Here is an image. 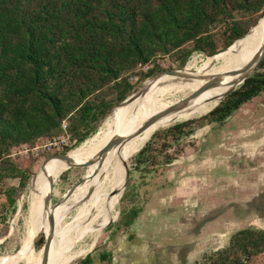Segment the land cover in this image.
<instances>
[{"label":"trees","instance_id":"1","mask_svg":"<svg viewBox=\"0 0 264 264\" xmlns=\"http://www.w3.org/2000/svg\"><path fill=\"white\" fill-rule=\"evenodd\" d=\"M262 18L264 0H0L4 206L15 210L18 188L2 185L19 178L24 187L32 174L12 156L14 149L61 135L64 120L70 137L80 145L148 77L164 70L158 56H168L183 68L194 52L213 56L243 38ZM140 63L153 66L136 73L133 82L129 74ZM263 69L264 61L207 115L155 132L137 162H145L142 158L149 153L154 157L156 148L166 146L163 140L176 141L208 123H223L264 91ZM70 150L66 147L62 154ZM172 158L165 155L167 161ZM138 213L137 208L129 215L122 211L120 224L129 228ZM6 219L0 210V225ZM44 243L41 236L37 248ZM262 253L264 229L243 228L228 246L193 264H247ZM77 264H93V256Z\"/></svg>","mask_w":264,"mask_h":264},{"label":"rangeland","instance_id":"2","mask_svg":"<svg viewBox=\"0 0 264 264\" xmlns=\"http://www.w3.org/2000/svg\"><path fill=\"white\" fill-rule=\"evenodd\" d=\"M194 56L199 60L207 58L204 53L194 52L187 63ZM156 60L164 70L183 69L187 65L186 63L183 68H179L168 56H158ZM152 66L153 63L138 65L129 74L130 80L136 82V73L145 72ZM225 66L219 61L212 64L218 71ZM163 74L167 73L158 72L148 77L139 89L145 83L147 86L154 85L157 80L153 78H159L156 76ZM171 98L166 97L165 100ZM176 98L182 99L183 96L178 95ZM133 100L134 98L127 101L120 111L122 104L115 107L108 118H114L117 111L120 114ZM208 113L168 123L161 130ZM66 122L68 124L67 120ZM62 134L43 139L34 146H21L12 153L32 174L24 187H20L19 178L8 179L2 185L3 189L15 186L18 190L15 210H8L0 200V210L7 216L6 223L0 225V264H42L44 252L36 246L41 236L51 233L53 238L64 228L74 225L80 206L86 203L93 191L86 173L90 168L89 162L97 160L98 156L82 163L86 164L84 167L68 168L48 188V194L53 195L51 210L47 220L43 219L45 225L33 244L30 258L25 260L20 244L26 229L29 181L41 171L46 157L62 154L66 147L73 150L82 145H77L76 140L68 133L63 146L60 137ZM149 141L147 139L144 142L140 151ZM165 143L163 148H156L154 157L150 153L149 156H143V161L146 160L143 163L135 159L140 151L125 158L122 167L124 182L122 187L120 184L118 199L113 208L114 217L100 231L98 228L102 219L93 224L90 232L73 237L63 250L76 253L89 249L93 241L95 245L69 264H77L87 255L94 256V263L193 264L203 258L204 254L228 246L231 237L240 229H264V91L243 104L223 123H208L176 141L163 140L162 144ZM165 155L173 158L167 161ZM57 158L59 157H52L46 163ZM126 164L130 171L128 182ZM83 177L85 180L77 185L74 192L55 205ZM77 189H80L79 196L54 226ZM42 207L45 212V202ZM133 208H137L139 213L134 223L129 228H124L120 224L121 212L129 215ZM97 211L95 208L89 212L86 223L94 218ZM51 216L54 218L52 225ZM51 245L52 251H57V247L61 245L60 238L51 240ZM101 250L106 253L104 261H99L97 256V252ZM107 254H110L108 258ZM247 264H264V253Z\"/></svg>","mask_w":264,"mask_h":264},{"label":"bare ground","instance_id":"3","mask_svg":"<svg viewBox=\"0 0 264 264\" xmlns=\"http://www.w3.org/2000/svg\"><path fill=\"white\" fill-rule=\"evenodd\" d=\"M263 47L264 18H262L246 36L239 39L228 50L214 56H207V58L205 57L200 60L194 56L187 63L185 69L179 73L173 75H157L156 77L159 78H153L157 80L154 85L147 86L145 83L141 92L133 97L134 100L125 110L120 114L118 113L126 102L119 107V111L115 113L114 118H108L106 120L96 134L83 141L82 145L68 153L71 159L76 163H85L89 159L98 156L97 160L89 162L91 163L89 164L90 168L86 173L93 191L86 203L80 206L79 214L75 219L76 223L64 228L55 236L56 238H60L61 245L57 247L59 248L57 251H52L53 245H51L47 264H69L72 260L95 245L93 241L89 249H83L76 253L63 250L64 247L72 241L73 237L90 232L93 224L98 219H102L98 228V231H100L106 227V223L114 217L115 212L113 208L118 199L120 184L122 187L124 182L122 167L125 158L140 151L144 142L147 139L149 140L153 134L164 125L200 116L210 112L213 107L215 108V105L220 103L222 97L234 88L231 82L239 77L234 71L247 65ZM217 61L226 65L221 71L212 67L213 62ZM218 76L221 77V82L217 86L202 91L200 94L196 95V97L192 98L185 108L161 116L142 132H138L140 127L149 118L179 101L180 99L176 98L178 95L187 97L200 89L208 81ZM166 97L172 98L170 100H165ZM162 100H164V102L161 103ZM159 101L160 103H158ZM115 136H127L129 138L114 145L102 155L103 149ZM67 169V162L61 158H57L44 164L38 175L31 178L29 181L28 215L25 222V234L21 238L20 244L21 250L25 253V260L30 258L29 256L32 253L33 244L45 225L43 219L45 221L47 220L51 210L52 204L49 206L46 205L45 212L42 207L43 203H46V198L49 195L48 188L57 181ZM79 194L80 189H77L74 196L68 201L61 215L56 219L54 226L60 222L61 216L64 215L65 211ZM95 208L98 209L97 214L90 222L86 223L87 215ZM55 237H53L52 240ZM43 258L44 256L42 259Z\"/></svg>","mask_w":264,"mask_h":264},{"label":"water","instance_id":"4","mask_svg":"<svg viewBox=\"0 0 264 264\" xmlns=\"http://www.w3.org/2000/svg\"><path fill=\"white\" fill-rule=\"evenodd\" d=\"M250 32V31H249ZM248 32V33H249ZM247 33V34H248ZM246 34V35H247ZM245 35V36H246ZM238 41V40H237ZM236 41V42H237ZM235 42V43H236ZM235 43H233L232 45H234ZM231 45V46H232ZM230 46V47H231ZM230 47L224 49L223 51L225 50H228ZM264 60V47L262 48V50H260L257 55L251 59L247 65H245L244 67L234 71V73L238 74L239 77L237 79H234L232 82H231V85L234 87L232 90L228 91L223 97H226L228 94H230L231 92H233L234 90H236L238 87H240L248 78H250L254 72L258 69V67L260 66V64L263 62ZM186 67V66H185ZM184 67V68H185ZM183 68V69H184ZM183 69H173V70H163L159 73H167V74H176V73H179L180 71H182ZM221 82V77H216L210 81H208L206 84H204L200 89H198L196 92L192 93L191 95L187 96V97H183L182 99H180L179 101H177L176 103H173L171 106H169L168 108L164 109L163 111H161L160 113L154 115L153 117L149 118L141 127L140 129L138 130V132H142L144 129H146L147 127H149L151 124H153L156 120H158L161 116L165 115V114H169V113H172V112H176V111H179L183 108H185L189 101L192 100V98L196 97V95L200 94L202 91L206 90V89H209L211 87H214V86H217L219 83ZM143 88V87H142ZM141 89H139L135 94L129 96L127 99H125L121 104L129 101L131 98H133L136 94L140 93L141 92ZM221 99V101H222ZM220 101V102H221ZM220 104V103H219ZM218 104V105H219ZM217 105V106H218ZM216 106V107H217ZM215 107V108H216ZM214 108V109H215ZM212 111V110H211ZM127 138L129 137H125V136H115L113 139H111L110 143L103 149L102 151V155H104L108 150H110L114 145H117L118 143H121L123 141H125ZM52 157H59L63 160H65L68 164V168H71V167H84V165L86 164H82V163H76L74 162L71 157L67 154H51L49 155L48 157L45 158L44 162H43V165ZM126 167H127V182H128V179H129V176H130V171H129V167L128 165L126 164ZM85 180V177H83L81 179V181L79 183H77L76 185L72 186L68 191H66L64 193V195L55 203V205H58L60 204L65 198L69 197L75 190V188L77 187L78 184L82 183L83 181ZM52 199H53V195L51 193H49V195L47 196L46 198V205H51L52 204ZM54 222V218L51 216L50 217V223L51 225L53 224ZM51 233L49 234H45V243H44V246H43V252H44V261L42 264H47V260H48V256H49V253H50V248H51V240H52V237H51Z\"/></svg>","mask_w":264,"mask_h":264},{"label":"built area","instance_id":"5","mask_svg":"<svg viewBox=\"0 0 264 264\" xmlns=\"http://www.w3.org/2000/svg\"><path fill=\"white\" fill-rule=\"evenodd\" d=\"M139 65L141 66V65H147V64H142V63H140ZM62 126H63V129H64L65 132H64V133L62 134V136H60V137H61V142L63 143L62 145L64 146V144H65V142H66V135L68 134V132H67V122H66V120H64ZM60 137H59V138H60Z\"/></svg>","mask_w":264,"mask_h":264},{"label":"crops","instance_id":"6","mask_svg":"<svg viewBox=\"0 0 264 264\" xmlns=\"http://www.w3.org/2000/svg\"><path fill=\"white\" fill-rule=\"evenodd\" d=\"M254 146V145H253ZM187 193V192H186ZM106 253L104 252V251H99V252H97V256L99 257V261H101V260H103L104 261V259H105V255ZM94 256H93V264H115V263H94Z\"/></svg>","mask_w":264,"mask_h":264}]
</instances>
